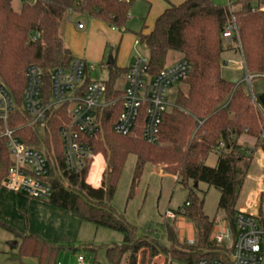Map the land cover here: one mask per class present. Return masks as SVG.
I'll return each mask as SVG.
<instances>
[{
  "label": "trees",
  "instance_id": "16d2710c",
  "mask_svg": "<svg viewBox=\"0 0 264 264\" xmlns=\"http://www.w3.org/2000/svg\"><path fill=\"white\" fill-rule=\"evenodd\" d=\"M136 0H22L20 11L12 0H0V79L12 90L20 104L26 84V69L38 65L45 75V100L49 98L50 75L55 68H68L74 59L65 45L61 28L72 13L83 14L106 22L117 29L125 28L129 10ZM168 6L156 17L152 28L137 33L141 45L148 51L149 72L158 74L168 65L170 51H178L192 69L183 78L174 107L162 119L157 143L142 137L144 112L131 134L115 133L114 124L121 112V102L99 110L102 131L90 140L96 154L106 160L101 185L86 182L90 162L80 172L68 174L61 147L59 129L68 121L67 105L48 114V130L44 142L49 148L55 168L49 180L53 194L49 202L68 210L74 216L123 234V242L110 245L106 257L112 264H138L139 253L147 250L149 264L162 254L164 264H194L202 258H216L221 249L210 240L215 222L204 212V200L195 194V183H206L220 192L218 210L224 213L230 227L237 212V201L253 162L256 147L246 145L244 136L259 141L264 133V120L243 84L222 75L223 54L229 49L223 36L234 16L239 28V40L246 68L251 74L264 75V0H234L218 4L214 0H182ZM127 30V29H125ZM39 33L36 40L33 35ZM118 47L112 45L104 69L108 72L106 99H114L122 91L118 79L128 69L117 64ZM18 111L10 125L24 123ZM3 124L0 122V133ZM27 144H38L39 133L29 127L18 130ZM224 144L219 153L214 150ZM264 146V142L262 143ZM136 156L129 198L133 196L147 164L173 174L176 181L189 187L184 214L196 227L197 240L181 241L173 223H165L168 243L148 235L138 236L137 227L112 201L129 155ZM215 156L214 164L208 160ZM102 161L94 166L98 172ZM10 166L5 138L0 137V190ZM264 222V220H263ZM7 226L5 223H2ZM9 227V226H8ZM10 229L14 230L12 227ZM20 256L36 257L39 264H57L62 244L51 243L37 234L16 231Z\"/></svg>",
  "mask_w": 264,
  "mask_h": 264
},
{
  "label": "built area",
  "instance_id": "2783aa9c",
  "mask_svg": "<svg viewBox=\"0 0 264 264\" xmlns=\"http://www.w3.org/2000/svg\"><path fill=\"white\" fill-rule=\"evenodd\" d=\"M130 2V0H126ZM229 2L228 4H231ZM83 28V23H78ZM125 29V28H121ZM39 33L33 35L36 40ZM224 38L228 42L235 41L243 58V65L250 82V97L259 108L264 120V104L259 105V99L251 84L254 77H264L263 74H251L246 63L239 40V28L233 16L226 27ZM135 59L126 73V85L121 95L114 99H106V81L102 70L91 66L87 59L74 55L68 68H55L50 75L49 98L45 100V75L36 64L28 65L26 69V84L20 104L12 90L0 79V122L3 129L0 137L5 138L9 150L10 166L2 181V189L23 193L32 198L49 201L53 194V186L49 180L50 171L55 168V160L44 142L48 130V114L51 110L67 105L68 121L59 129L61 147L68 174L80 173L90 162L86 182L91 186L101 185L105 158L96 154L90 143L102 131L99 110L117 101L121 102V112L115 121L114 131L118 135L127 136L132 133L138 118L144 112L142 137L148 143L159 140L160 125L164 114L174 107L167 101L168 87L180 82L191 71L192 65L187 59H180L167 65L156 75L149 72V56L142 53V45L138 38L134 41ZM18 111L23 115L24 123L12 127L13 113ZM29 127L39 133L40 143L27 144L20 138L18 130ZM264 140V133L261 135ZM224 144L220 143L214 152L221 151ZM101 158L98 172L94 166ZM176 177V176H175ZM190 202L181 208L184 214ZM177 212L168 209L164 214L165 223L176 219ZM264 217L237 209L233 218V227L226 220L214 222L210 240L220 246V256L202 258L194 264H264ZM181 241L194 243L181 233ZM86 257L78 255L77 264H85ZM178 264V263H172Z\"/></svg>",
  "mask_w": 264,
  "mask_h": 264
},
{
  "label": "rangeland",
  "instance_id": "374dc122",
  "mask_svg": "<svg viewBox=\"0 0 264 264\" xmlns=\"http://www.w3.org/2000/svg\"><path fill=\"white\" fill-rule=\"evenodd\" d=\"M180 1V0H176ZM218 4H226L228 0H214ZM165 0H136L130 10L127 21L125 23L126 28H128L127 35L137 34L144 28L145 24H151L153 22L154 15L159 5L164 4ZM13 8L16 11H20L22 0H12ZM74 18H82L86 20L87 28L83 31L73 32L71 27L61 28V33H63L64 42L70 45L74 55H79V50L86 46L88 50H93L98 48L100 40L98 39L99 32L103 31V26L99 23H89L88 16L83 14L74 13ZM88 20V21H87ZM64 28V29H63ZM93 31L94 33H89ZM227 41V40H226ZM228 42V41H227ZM230 50H226L224 54L225 60L222 66L223 76L233 81L237 79L238 82L242 83L247 91L250 93V82L248 80L246 71L243 65V58L239 50L238 44L235 41L228 43ZM142 53L147 54L148 51L145 47L142 49ZM109 55V50H106V57ZM182 54L178 51H170L168 56V64H172L179 59H182ZM224 59V58H223ZM117 62L119 60L117 59ZM104 79H107L108 72L106 69L102 70ZM119 80V79H118ZM121 80V79H120ZM119 80V81H120ZM118 83V81H117ZM120 86H124V81L119 82ZM251 84L256 92L259 99V105H263L262 96L264 95V78L254 77L251 80ZM180 87H184L183 83L175 82L168 87L167 101L170 104H175L177 91ZM264 122V121H263ZM253 138L249 136H244L243 141L246 145H250ZM263 142V140L261 141ZM254 160V158H253ZM216 161L215 156H211L208 160L209 164H214ZM136 156L134 154L129 155L126 160L125 166L123 168L117 191L115 197L112 201L115 208L125 214L127 219L137 227L138 236L148 235L156 238L162 243H168V238L166 235V227L164 221L165 212L170 209L177 212V219L168 220V223H173L177 228L186 226L188 231L193 233L191 238L194 241L197 240V231L191 225L189 218L181 213V208L185 206L186 200L189 198V187H193V183L190 182L189 187H184L179 184L175 177L171 174L163 175L159 166L153 164H147L138 182V187L131 198H129L130 185L132 182L133 171L135 167ZM261 163L258 158L254 160L250 167V173L246 177L244 185L242 187L240 197L237 202L238 208L245 204L249 189L255 185L256 174L260 172ZM195 188V194L200 200H204V212L209 216L210 219H214L215 222H220L226 220L224 213L218 210V202L220 198V192L214 186H209L206 183H200ZM264 189V186H262ZM10 192L1 189L0 190V250L9 249L17 250L18 246L12 247L14 241H18L16 235L17 229L13 225L1 218L2 211L6 208L7 197H9ZM13 214L15 216V221H21L27 217L26 212L23 207L16 203L12 206ZM257 213V211L255 212ZM227 221V220H226ZM12 227L14 230L10 229ZM99 232L97 234L96 244L99 245L97 261H101L104 264H111L104 256L103 252L106 251V246H110L114 243L123 242V234L111 230L108 228L99 227ZM187 231V232H188ZM72 245L80 246V241L72 242ZM105 248V249H104ZM104 249V250H103ZM86 251V249H83Z\"/></svg>",
  "mask_w": 264,
  "mask_h": 264
},
{
  "label": "crops",
  "instance_id": "0c3cea01",
  "mask_svg": "<svg viewBox=\"0 0 264 264\" xmlns=\"http://www.w3.org/2000/svg\"><path fill=\"white\" fill-rule=\"evenodd\" d=\"M170 1L173 3H180L182 0L180 1L170 0ZM233 1L234 0H228L226 4ZM159 6L160 7H158L156 14L154 15L153 22L151 24L150 23L145 24L144 28H142L144 32H147L152 28L156 17L168 6V2L165 0V3ZM88 20L90 21L89 23L91 24L99 23L104 28L103 31H100L98 34L99 36L98 39L100 40L98 44V48L93 50H88L86 46H83L79 50L78 56L87 59L88 63L91 66H94L99 70L108 60V56L106 57V50L110 51L112 45H115L118 47L117 59L119 60V62H117V64L121 67L129 69L136 56L134 41L137 38V34H130V37H128L127 35H125L128 32V28L126 27L125 29L127 30L117 29L115 27L109 26L106 22L99 19L88 17ZM78 23H83L84 27L79 28ZM68 25L72 28L71 30L75 33H77L78 31L81 32L83 30H86L87 28L86 20L82 18H74V13L69 15V18L63 24V27L65 28ZM89 33H94V32L90 31ZM65 45L72 51L70 45H68L67 43H65ZM230 49L231 46L229 47L228 50ZM224 54H226V52ZM224 54L223 56H225ZM223 58H224L223 62L225 60L226 63L227 61L225 57ZM119 80L124 81L123 87L120 86ZM119 80L117 83V87L119 89H123L126 85V73L122 75L119 78ZM236 82H238L237 79ZM238 83L242 84L240 82ZM262 101L264 104V95L262 96ZM262 140L263 139L260 138L259 141H256V139L253 138L249 143L250 146H254L256 142L260 143L256 147L254 153V160L256 158L260 160L261 169L260 172L256 174L257 181L255 182V185H253L248 191L245 204L239 208L247 211H252L253 213L257 211V213L255 214L264 217V189L262 188V186H264V146L262 144L264 140L263 142H261ZM106 165L107 164L105 161V166ZM158 168L160 169L163 175L169 174V173H164L161 167ZM249 171L247 176L250 173ZM173 176L175 177V175ZM176 179L177 177H175V180ZM9 192L10 195L9 197H7L6 208L2 211L3 215L1 214V218L11 223L13 227L17 229V232L22 235L33 233L39 235L41 238L51 243L62 244L63 248L61 249L58 255L57 264H77V257L80 254L85 255L86 257L85 264H104L99 260L97 261L98 249L100 248L99 245L96 244L95 242L97 240L96 239L97 234L100 230L97 225H95L92 222L81 220L80 218L71 214L70 211L59 208L51 204L49 201L32 198L23 193H16L11 191ZM16 203L20 204L27 214V217L25 219L17 222L14 220L15 216L13 214V208H12V206L15 205ZM236 208L239 209L237 205ZM191 225L195 228L193 222H191ZM186 226H182L181 228L178 229L177 226L175 225L179 237L183 232L186 233L187 237L190 238V240H192L193 238L191 237L193 236V233L189 232ZM74 241H80L81 245L73 246L72 242ZM19 242L20 239H18L17 241V246H18L17 250H9V249L0 250V264H39L36 257L19 255ZM108 247L109 246H106V250ZM83 249H86V251H89V253L82 251ZM103 254L107 259L105 250ZM148 257H149L148 251L142 250L139 253L138 264H149ZM164 262H165V256L160 254L156 256L150 264H164Z\"/></svg>",
  "mask_w": 264,
  "mask_h": 264
},
{
  "label": "water",
  "instance_id": "95a60500",
  "mask_svg": "<svg viewBox=\"0 0 264 264\" xmlns=\"http://www.w3.org/2000/svg\"><path fill=\"white\" fill-rule=\"evenodd\" d=\"M108 60H109L110 63H112V61H113L112 56H109V59ZM233 82L235 83L236 82V79H234ZM197 186H198V183H195V187H197ZM16 245H17V242L14 241L12 243V247H15Z\"/></svg>",
  "mask_w": 264,
  "mask_h": 264
}]
</instances>
